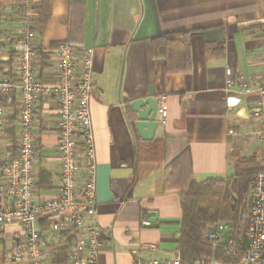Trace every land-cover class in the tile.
I'll return each mask as SVG.
<instances>
[{
    "label": "crops",
    "instance_id": "1",
    "mask_svg": "<svg viewBox=\"0 0 264 264\" xmlns=\"http://www.w3.org/2000/svg\"><path fill=\"white\" fill-rule=\"evenodd\" d=\"M1 2L0 31L14 37L23 26L17 12L24 0ZM45 3L33 2L41 74L56 70L58 45L53 42L68 40L94 51L91 116L98 164L99 264H133L132 249L139 246L145 259L170 260L179 252L182 209L178 189H164V183L176 157L188 154L198 182L233 175L235 157L256 151L264 167V119L253 112L264 83V0ZM45 12L49 16L42 23ZM182 32H191L192 70L169 74L166 60L153 55L150 38ZM247 85L253 93L244 92ZM160 95L167 97L165 121L157 113L153 136L145 139L132 101L154 97L158 105ZM38 110L37 169L52 174L51 186L41 189L46 197L53 194L50 189L61 165L60 107L57 100L42 97ZM158 141L167 142L163 160ZM145 220L151 225H143ZM20 238L19 224L4 226L0 264L4 250Z\"/></svg>",
    "mask_w": 264,
    "mask_h": 264
},
{
    "label": "built area",
    "instance_id": "2",
    "mask_svg": "<svg viewBox=\"0 0 264 264\" xmlns=\"http://www.w3.org/2000/svg\"><path fill=\"white\" fill-rule=\"evenodd\" d=\"M33 2L24 0L18 9L23 26L14 37L0 31V232L11 223L23 228V238L4 250V264H48L61 250L66 252L67 264H99L98 164L91 116L94 51L64 41L58 47L56 70L41 74ZM232 84L229 79L228 85ZM253 91L252 86H244L245 93ZM13 96L17 125L11 139L8 117ZM42 97L57 100L60 107L57 153L61 165L50 189L53 194L46 197L37 188L38 101ZM258 97L253 112L264 119V83ZM157 113L165 121L166 95L158 97ZM15 145L19 152L12 156ZM251 192L248 241L239 259L224 263L203 258L193 264H264V169L253 177ZM143 225L151 222L145 220ZM217 236L218 232H212L209 238ZM132 254L133 264H183L180 252L170 260L145 259L139 246Z\"/></svg>",
    "mask_w": 264,
    "mask_h": 264
},
{
    "label": "trees",
    "instance_id": "3",
    "mask_svg": "<svg viewBox=\"0 0 264 264\" xmlns=\"http://www.w3.org/2000/svg\"><path fill=\"white\" fill-rule=\"evenodd\" d=\"M45 6V0H40ZM2 2L0 0V25L2 21ZM41 14L40 22L48 18ZM191 32L179 34H160L150 38L152 52L155 57L166 60L167 73H187L192 70L190 46ZM68 41V40H66ZM63 42V41H62ZM62 42H53L57 46ZM182 48V50H181ZM44 59L47 54L40 50ZM11 135L15 133L17 117L10 119ZM14 137V135H13ZM157 149H162L163 160L166 157L167 142L158 141ZM18 148L12 149V156L18 154ZM188 154L182 153L172 162V172L164 183V189L177 188L181 201V227L179 232V247L183 264H193L200 259L216 260L224 263L239 259L248 241L246 224L252 206L251 183L255 174L263 170V166L248 167L249 163L257 161V156L235 157L236 171L226 177H213L205 182H198L191 172V161ZM160 160V161H161ZM52 174L43 170L38 173L37 188H49ZM50 220L44 227L48 226ZM220 226L223 230L220 231ZM232 228L226 244L222 237L226 229ZM212 232H218L216 238H209ZM218 242V244H216ZM52 264H67L66 252L61 250L55 255Z\"/></svg>",
    "mask_w": 264,
    "mask_h": 264
},
{
    "label": "water",
    "instance_id": "4",
    "mask_svg": "<svg viewBox=\"0 0 264 264\" xmlns=\"http://www.w3.org/2000/svg\"><path fill=\"white\" fill-rule=\"evenodd\" d=\"M132 106L138 114V128L145 139H150L153 136V131L157 127V101L154 97L140 98L132 101ZM156 216V213H153ZM232 228L225 230L223 234L222 244H226Z\"/></svg>",
    "mask_w": 264,
    "mask_h": 264
},
{
    "label": "rangeland",
    "instance_id": "5",
    "mask_svg": "<svg viewBox=\"0 0 264 264\" xmlns=\"http://www.w3.org/2000/svg\"><path fill=\"white\" fill-rule=\"evenodd\" d=\"M10 105H11V107H10V109H9V113H10V115H9V117H8V127L10 128V119H11V117H17V110H16V101H15V99H14V96L12 97V101L10 102ZM8 128V130L10 131V129ZM9 134V136H10V138L11 139H13V135L15 134H12L11 135V133L9 132L8 133ZM260 152H258V151H256V152H252L251 153V155H249V157H252V156H257V161H255L254 163H249V165H248V167H258V166H260ZM249 157H246V158H249ZM246 226V225H245Z\"/></svg>",
    "mask_w": 264,
    "mask_h": 264
}]
</instances>
